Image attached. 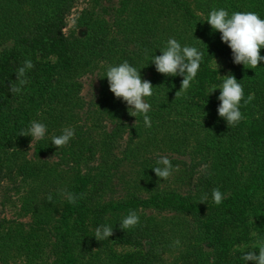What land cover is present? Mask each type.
<instances>
[{"label": "trees", "instance_id": "obj_1", "mask_svg": "<svg viewBox=\"0 0 264 264\" xmlns=\"http://www.w3.org/2000/svg\"><path fill=\"white\" fill-rule=\"evenodd\" d=\"M87 1L89 11L84 10L78 17V23L88 30L86 37L64 30L74 0L5 1V10L0 13V126L8 116L5 114L7 107L10 114L18 115L20 112V107L12 108V105L25 94L22 89L20 93L13 94L9 87L11 83H16V71L26 59L34 64L26 73L30 80L41 77L37 71L39 68L70 70L79 60L90 62L91 56L100 55L111 57L119 64L127 60L138 71L148 68L152 73L151 83L163 80L168 87L177 84L183 77L160 74L151 63V57L161 55V49L172 38L166 32L170 24H175L173 20L177 13L180 18L177 20L179 36L181 32L187 35L178 42L182 47H196L203 53V58L195 79L184 95L171 103H161V107L170 104L167 107L169 110L171 104L179 103L180 108L182 105L183 109H193V113L197 114L189 115L180 122V126L184 125L182 139L187 126L202 125L208 133L206 139H198L194 147L203 153L199 163L209 159L211 166L216 168L212 175L206 171L208 168L200 175L201 182L198 184L202 195L207 194L208 199L211 198L214 188L222 192L227 181L231 184L233 176L243 171L241 165L238 171L235 169L241 142L247 145L254 159L264 157V60L251 72L243 71L233 62L232 50L221 40V33L214 31L206 22L213 8H224L230 15L236 11H252L264 19V0H249L250 5L244 9L237 7V0H120L117 4H112L111 0ZM132 41L135 47L129 49L128 44ZM260 54L264 56V48ZM223 57H228L232 75L243 87L244 100L249 94L254 93L255 96L248 104L241 101L243 119L232 127L217 112L220 90L216 89L211 94L209 91L212 85L222 83V69L213 67L212 62ZM114 112L116 114V110ZM208 120L210 123L206 124ZM6 124H10L9 119ZM50 149V146L40 145L38 141L33 154H44ZM83 154V151L78 153L77 163L81 162L78 160ZM226 161L230 164L228 169L225 168ZM104 165L107 166L106 162ZM226 170L228 174L220 185L216 177L224 176ZM107 176L101 168L93 175L88 172L82 175L74 192L78 197L76 203H68L59 220L57 232L60 240L68 252L75 250V255L70 256L68 252L63 255L70 264H77L78 261L94 264L105 256L113 264H152L150 257L155 243L152 234H156V225L142 213L139 205L160 211H181L193 216L194 238L179 257L178 264H253L243 259L238 261L237 256L242 253L239 246L253 240V232L264 238V196L246 194L240 187L229 185L230 192H222L224 198L219 205L212 199L200 203L198 199L176 191L161 190L151 193L146 199L132 195L117 204L96 205L95 200L107 186ZM156 178L155 172L150 169L143 172V180L151 186L157 185ZM81 193L83 197H80ZM130 211L138 212L139 223L133 228L121 229L119 223ZM102 224L111 225L113 235L98 241L94 233ZM62 258L58 257L53 264H59Z\"/></svg>", "mask_w": 264, "mask_h": 264}, {"label": "rangeland", "instance_id": "obj_2", "mask_svg": "<svg viewBox=\"0 0 264 264\" xmlns=\"http://www.w3.org/2000/svg\"><path fill=\"white\" fill-rule=\"evenodd\" d=\"M5 1L0 0V13L5 10ZM111 2L117 4L120 0ZM237 2V7L244 9L251 1ZM88 3L87 0H74L67 14L66 32L87 36L88 30L78 23V17L84 10L89 11ZM178 17L176 13L175 24H170L166 32L177 41L187 37L182 32L179 36ZM180 25L183 27L181 20ZM133 43L128 44L129 49L134 46ZM215 59L218 65L213 60L212 66L222 69L221 76L232 74L228 57ZM118 64L111 57L93 55L90 62L79 60L70 70L39 68L37 71L41 77L35 80L26 77L28 82L22 88L25 95L12 105V108L20 107L18 115L10 114L9 108H6L8 116L0 126V264H53L61 256L59 264H70L63 256L69 250L57 232L59 220L69 203L61 193L74 194L80 177L86 172L93 175L101 168L109 176L105 190L95 200L96 205L117 204L132 195L146 199L157 190L176 191L200 201V175L207 168L210 175L216 171L209 159L199 163L203 153L194 148L198 139H206L208 133L202 125L187 126L182 139L184 125L180 126V122L189 115L197 114L193 113V109H183L182 105L180 108L179 103L171 104L169 110L167 107L170 104L161 107V103H171L178 98L175 94L180 90L182 80L171 87L163 80L152 83L153 94L145 97L151 105L147 113L151 118V127H146L143 115L131 116L126 103L109 90L106 70ZM239 66L243 71L251 72V68L243 64ZM139 71L142 79L153 81L148 68ZM8 119L9 125L6 124ZM33 120L45 124L47 128L44 139L39 141L40 145L51 147L44 154H33L38 141L31 145V136L20 135L21 130H26ZM65 127L73 128L75 135L67 145L57 148L51 143V137L60 135ZM88 145L92 147L88 148ZM81 151L84 159H79L81 162L78 164L76 158ZM160 156L169 158L173 171L167 180L157 177V185L151 186L143 180V172L146 169L154 171ZM236 158L235 169L238 171L241 165L243 171L233 176L231 184L227 181L222 192L228 194L229 185H232L240 187L246 194L264 196V157L254 159L247 145L241 142ZM226 163L225 168L228 169L230 164ZM176 166H179L178 170ZM227 174L228 170L224 176L216 177L220 185ZM49 195L51 202L48 201ZM139 207L156 225V234H152L155 238L150 257L152 264H178L179 257L194 238L193 216L181 211ZM258 239L264 240L261 235L255 236L249 243L239 246L242 253L237 256L238 261L242 260L244 252L254 250L252 245ZM177 240L179 245L175 244ZM116 249L119 251L120 247ZM256 252L258 254V249ZM68 254L75 255V250ZM77 264H81L80 261ZM94 264L113 263L105 256Z\"/></svg>", "mask_w": 264, "mask_h": 264}, {"label": "clouds", "instance_id": "obj_3", "mask_svg": "<svg viewBox=\"0 0 264 264\" xmlns=\"http://www.w3.org/2000/svg\"><path fill=\"white\" fill-rule=\"evenodd\" d=\"M201 15V13H197ZM206 22L214 31L221 33V40L232 50L233 62L237 65L243 64L246 68L255 69L260 62L264 60L260 51L264 48V19L259 14L252 11H236L229 14L224 8H213L207 17ZM146 51V50H145ZM161 55H153L151 63L155 65L156 71L165 76H181V88L175 96L179 97L185 93L191 82L195 79L203 58V53L193 46H181L175 38H169L166 45L161 49ZM215 63L217 61L215 59ZM218 65V64H217ZM34 67L30 59H26L23 66L16 71V83H11L9 91L13 94L21 92L24 85L27 84L26 73ZM109 84V90L117 99H122L129 108V114L133 117L143 115L146 127H151V118L148 116L151 105L145 101V97L153 94V85L150 81L141 77L140 71L132 66L127 60L115 66H109L106 70V76ZM220 90L217 97L219 106L217 112L219 117L223 118L229 127L235 126L242 119L240 111L241 101L244 100V90L236 77L228 74L222 77V83L212 85L210 94ZM255 98L254 93L249 94L244 100L245 104L250 103ZM47 132L46 125L36 120L31 121L26 130H21V136H31L32 142L44 139ZM75 132L71 127L62 129L60 135L51 137V143L61 148L69 143L74 137ZM30 145V147H31ZM156 167L153 168L156 176L162 180H167L173 171V165L167 156H160ZM179 166H176V170ZM69 203H76L78 197L72 193L63 192ZM83 193L80 197H83ZM212 200L219 205L223 200V193L219 188L212 190ZM208 197L204 194L200 198V203H206ZM48 201H52L51 195ZM139 223V216L136 211H130L119 223L121 229L127 230L135 227ZM113 235V227L109 224H102L95 229L94 236L96 240L103 241ZM256 232L252 233L255 237ZM180 241H175L179 245ZM253 251L244 252L242 259L252 261L253 264H264V240H256L252 245ZM258 249V254L256 250Z\"/></svg>", "mask_w": 264, "mask_h": 264}]
</instances>
